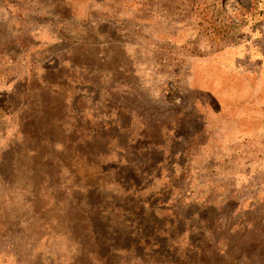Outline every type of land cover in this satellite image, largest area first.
Wrapping results in <instances>:
<instances>
[{
    "label": "rangeland",
    "instance_id": "obj_1",
    "mask_svg": "<svg viewBox=\"0 0 264 264\" xmlns=\"http://www.w3.org/2000/svg\"><path fill=\"white\" fill-rule=\"evenodd\" d=\"M263 24L264 0H0V264H264Z\"/></svg>",
    "mask_w": 264,
    "mask_h": 264
},
{
    "label": "trees",
    "instance_id": "obj_2",
    "mask_svg": "<svg viewBox=\"0 0 264 264\" xmlns=\"http://www.w3.org/2000/svg\"><path fill=\"white\" fill-rule=\"evenodd\" d=\"M118 142V141H117ZM119 144V146H121L120 148H125L126 149V147L128 146L127 144H120V143H118ZM126 162H129L128 164H130L131 162L130 161H128V159H126ZM150 162L152 163V164H155L156 166L158 165V164H160V162H161V158H159V159H156V158H153V157H151V159H150ZM138 166H139V164H137ZM137 167V166H136ZM129 169V168H128ZM123 174H125V173H122V175ZM126 175V174H125ZM124 176V175H123ZM130 182H133V179L130 181ZM127 190H129V189H127ZM138 190H143V189H138ZM117 208H122L121 206H118ZM94 209V210H97L95 207H93V206H89L87 203H85L84 204V208H83V212L84 213H87V222H91V216H90V214H91V212H92V210ZM133 210V211H132ZM136 210H140V208L139 207H134V209H131V214H135V212H136ZM143 216L144 215V213L141 211V213L140 214H135V216L137 217V216ZM138 220V219H137ZM143 223H146V220H143ZM141 226V228H143L142 229V231H144L145 230V228H146V225H144V224H141L140 225ZM145 241L147 240V238L146 239H144ZM129 241H130V239H129ZM239 247V246H238ZM238 247H236V249L238 248ZM119 248V247H118ZM195 248V249H194ZM190 249L192 250V252H190L191 254L194 252L195 253V256L196 257H198V259H197V264H204V261L206 262L207 261V264H209V263H211V264H217V261H218V256H219V250H218V248H211V250L210 251H208L207 250V258H206V253H205V250H203L201 247H194V245H192V247H190ZM257 249H258V246H251L250 247V250H245L246 252H247V254H248V256H249V258L251 259V261H252V259L254 260L256 257H255V254L257 255V257H259V256H264V246L262 247V249L261 250H259V251H257ZM238 250H240V248H238ZM256 251H257V253H256ZM226 256L228 257V259L230 260V259H232V261H235L236 260V258H233L232 257V254L231 253H226ZM231 256V257H230ZM192 257H193V254H192ZM264 259V258H263Z\"/></svg>",
    "mask_w": 264,
    "mask_h": 264
},
{
    "label": "built area",
    "instance_id": "obj_3",
    "mask_svg": "<svg viewBox=\"0 0 264 264\" xmlns=\"http://www.w3.org/2000/svg\"><path fill=\"white\" fill-rule=\"evenodd\" d=\"M262 28H263V30H264V24L262 25Z\"/></svg>",
    "mask_w": 264,
    "mask_h": 264
}]
</instances>
